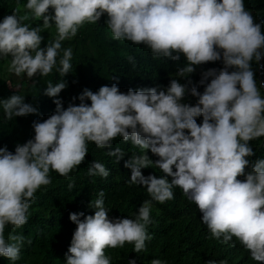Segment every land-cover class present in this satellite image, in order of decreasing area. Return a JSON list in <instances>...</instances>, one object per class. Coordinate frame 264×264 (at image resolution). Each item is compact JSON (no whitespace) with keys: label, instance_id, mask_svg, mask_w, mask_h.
<instances>
[{"label":"clouds","instance_id":"9594fccd","mask_svg":"<svg viewBox=\"0 0 264 264\" xmlns=\"http://www.w3.org/2000/svg\"><path fill=\"white\" fill-rule=\"evenodd\" d=\"M50 7L54 14L48 13ZM24 8L32 19L42 20L43 29L54 22L57 37L41 48V27L23 23L28 15H6L0 21V56L11 57L8 70L17 77L48 76L54 68L61 77L70 73L73 50L65 48L60 55L61 42L75 37L86 22L97 23L104 13L113 39L144 44L154 57L178 61L182 54L187 63L177 71L185 83L171 78L166 89L127 93L115 83L95 92L84 88L72 98L80 103L66 108L58 94L67 83H47L45 95L56 97L53 114L33 121L34 137L17 144L14 153L0 147V255L16 261L21 248L31 243L14 232L5 236V227L28 222L34 194L51 183L50 170L67 178L84 161L87 142L111 147L119 136L140 149L124 162L131 169V184L146 186L159 203L172 200L173 188L179 187L202 213L212 238L232 244L235 237L254 261L264 262V159H247L254 155L249 141L264 136V81L258 87L252 67L264 57V34L243 0H27ZM221 59L222 68L203 71L193 83L195 65ZM197 84L204 86L202 93ZM186 94L198 97L197 103H181ZM0 103L6 120L37 112L22 95ZM197 116L203 117L200 124ZM149 149L158 159L149 158ZM107 154L119 160L125 152L116 147ZM152 164L164 175L145 177L141 169ZM88 174L107 178L109 170L93 161ZM73 187L70 183L69 189ZM104 195L100 190L89 206L94 214L69 213L76 228L66 264H110L105 248H122L127 242L139 253L151 240L150 201L139 207L135 219L110 220ZM151 264L163 262L153 259Z\"/></svg>","mask_w":264,"mask_h":264},{"label":"trees","instance_id":"16d2710c","mask_svg":"<svg viewBox=\"0 0 264 264\" xmlns=\"http://www.w3.org/2000/svg\"><path fill=\"white\" fill-rule=\"evenodd\" d=\"M243 2L254 22L261 24V32L264 34V0ZM26 3L27 0H0V21L14 12L18 17L28 15L30 19L23 23L42 28L40 35L43 39L40 47L45 48L57 37L55 23L50 21V27L43 29L42 20L32 19V13L24 8ZM17 8L20 10L16 11ZM48 13L54 14V10L50 7ZM106 19L107 14L104 13L97 23L86 22L78 29L75 37L61 42L60 55L65 48L70 47L73 50L72 71L63 77L54 68L48 76H34L30 85L21 86L19 91H15L9 87L11 72L8 68L11 57L0 56V101L13 94L22 95L25 97V103L37 109L36 113L6 120L3 105L0 103V147L6 146L8 151L14 153L17 144H23L34 137L33 121L42 122L53 114L56 107L53 100L56 97L45 95L49 81L53 84L61 80L67 83V87L58 94L65 108L69 103H80L79 99L72 98L77 97L84 88L95 92L102 85L111 86L115 83L121 92L127 93L129 89L157 86L166 89L171 78L185 83V80L177 75L178 69L187 63L182 54L180 60L173 61L169 58L154 57L150 48L144 44L115 40L107 27ZM129 57L133 60H129ZM262 62L264 74V57ZM195 66L200 69L190 74L193 83L200 80L203 71L210 68L220 69L224 65L221 59ZM258 66V62H252L259 87ZM197 88L201 93L204 90L203 85L197 84ZM260 91L264 97V89L261 88ZM197 100L198 97L186 94L181 103L195 105ZM85 103L90 105V100L86 99ZM194 119L200 124L203 117L197 116ZM185 132L187 133V130ZM249 146L252 147L254 155L247 159H264V136L252 139ZM87 147L84 161L76 166L67 178L50 170L51 183L41 186L34 194L35 199L31 202L28 222L25 225L15 229L6 225L5 236L14 232L23 235L26 240L30 239L31 243H26L21 248L20 258L16 261L0 255V264H66L65 253L76 228V224L69 219V213L94 214L95 209L89 206L98 198L100 190L104 191V206L108 209L110 220L135 219L139 207L145 201L151 203V223L147 225V232L152 238L146 240L145 249L137 253L134 251V244L127 242L122 248H105V255L110 258V264H129V260H135V264H151L153 259H159L163 264H208L210 260H215L217 264H264L254 261L250 251L235 237L232 244L212 238L209 229L200 219L202 213L179 187L173 188L172 200L159 203L151 198L146 186L131 184V169L126 168L124 162L133 155L140 154V149L131 141H123L118 136L113 140L111 147L98 148L94 142H87ZM116 147L125 152L119 160L107 154ZM145 151L151 160L158 159L150 149ZM93 161L105 165L109 170L107 178L88 174ZM247 171L248 167L245 169V172ZM141 172L145 177L149 174L157 177L164 175L155 164L142 168ZM237 178L243 181L245 176ZM70 183L74 185L72 189H69ZM83 218L80 217L81 220Z\"/></svg>","mask_w":264,"mask_h":264},{"label":"rangeland","instance_id":"374dc122","mask_svg":"<svg viewBox=\"0 0 264 264\" xmlns=\"http://www.w3.org/2000/svg\"><path fill=\"white\" fill-rule=\"evenodd\" d=\"M194 68L196 71H199L200 69L199 66H195ZM32 82H33V77L28 78L26 74H22V76L17 77L14 73H11L9 79V87L12 90L19 91L21 89V86L30 85Z\"/></svg>","mask_w":264,"mask_h":264},{"label":"water","instance_id":"95a60500","mask_svg":"<svg viewBox=\"0 0 264 264\" xmlns=\"http://www.w3.org/2000/svg\"><path fill=\"white\" fill-rule=\"evenodd\" d=\"M259 66H258V72H259V78H260V82L264 81V74H263V62H262V58L261 60L258 62ZM264 89V88H263Z\"/></svg>","mask_w":264,"mask_h":264}]
</instances>
